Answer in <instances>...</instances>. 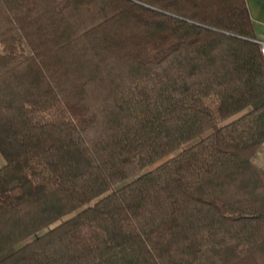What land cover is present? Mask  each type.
Wrapping results in <instances>:
<instances>
[{"label": "trees", "instance_id": "obj_1", "mask_svg": "<svg viewBox=\"0 0 264 264\" xmlns=\"http://www.w3.org/2000/svg\"><path fill=\"white\" fill-rule=\"evenodd\" d=\"M263 144L246 0H0V264H264Z\"/></svg>", "mask_w": 264, "mask_h": 264}, {"label": "crops", "instance_id": "obj_2", "mask_svg": "<svg viewBox=\"0 0 264 264\" xmlns=\"http://www.w3.org/2000/svg\"><path fill=\"white\" fill-rule=\"evenodd\" d=\"M254 22L256 35L260 42H264V0H246ZM256 164L264 168V144L256 155ZM5 164V159L0 153V168Z\"/></svg>", "mask_w": 264, "mask_h": 264}, {"label": "built area", "instance_id": "obj_3", "mask_svg": "<svg viewBox=\"0 0 264 264\" xmlns=\"http://www.w3.org/2000/svg\"><path fill=\"white\" fill-rule=\"evenodd\" d=\"M261 43V50L263 52V55H264V42H260Z\"/></svg>", "mask_w": 264, "mask_h": 264}, {"label": "rangeland", "instance_id": "obj_4", "mask_svg": "<svg viewBox=\"0 0 264 264\" xmlns=\"http://www.w3.org/2000/svg\"><path fill=\"white\" fill-rule=\"evenodd\" d=\"M165 160V159H164ZM163 160V161H164ZM163 161H161V162H163ZM161 162H159V163H157V164H155V165H153L152 167H150V168H154V167H156L157 165H159ZM255 163H256V160H255Z\"/></svg>", "mask_w": 264, "mask_h": 264}]
</instances>
